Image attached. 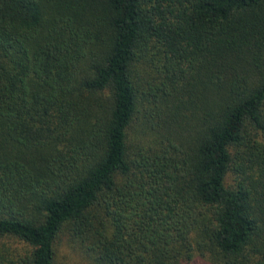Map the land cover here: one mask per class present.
<instances>
[{"label":"trees","instance_id":"obj_1","mask_svg":"<svg viewBox=\"0 0 264 264\" xmlns=\"http://www.w3.org/2000/svg\"><path fill=\"white\" fill-rule=\"evenodd\" d=\"M264 264V0H0V264Z\"/></svg>","mask_w":264,"mask_h":264},{"label":"rangeland","instance_id":"obj_2","mask_svg":"<svg viewBox=\"0 0 264 264\" xmlns=\"http://www.w3.org/2000/svg\"><path fill=\"white\" fill-rule=\"evenodd\" d=\"M68 264H88V261L80 257L79 255L77 256L75 253H69V258H68Z\"/></svg>","mask_w":264,"mask_h":264}]
</instances>
